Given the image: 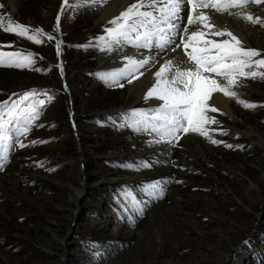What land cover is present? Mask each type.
<instances>
[{
	"label": "rangeland",
	"instance_id": "1",
	"mask_svg": "<svg viewBox=\"0 0 264 264\" xmlns=\"http://www.w3.org/2000/svg\"><path fill=\"white\" fill-rule=\"evenodd\" d=\"M0 5V53H19L0 61H33L0 66V111L5 120L13 104L18 113H38L26 134L23 118L21 131L15 119L8 126L0 264H264V78L238 75L248 88L231 96L234 115L214 112L216 123L205 125L221 143L182 130L173 138L155 118L160 107L129 94L119 66V73L99 68V47L112 41L106 29L115 25L99 23L96 8L19 0L12 15L4 0ZM9 22L28 32L5 31ZM253 27L264 39V26ZM248 49L261 53L253 61L264 59V40ZM124 146L132 159L123 158ZM148 149L160 150L142 157ZM39 177L64 190L85 187L73 193L75 215L66 194L58 197Z\"/></svg>",
	"mask_w": 264,
	"mask_h": 264
},
{
	"label": "snow or ice",
	"instance_id": "2",
	"mask_svg": "<svg viewBox=\"0 0 264 264\" xmlns=\"http://www.w3.org/2000/svg\"><path fill=\"white\" fill-rule=\"evenodd\" d=\"M249 2L259 5L264 3V0H137V3L130 5L119 17L111 21L115 27L106 29L108 38L114 44H120L123 41L145 48L152 47V42L155 39L156 46L163 49L166 44L172 42V36L178 32H182L188 37V40L183 41L184 48L187 52V49L191 47L192 51L187 55L196 64V69L181 70L177 67L174 76L168 79L167 73L172 71L173 65L171 60L168 61L155 73L157 82L149 90L146 97H155L163 101V105L157 110L155 118L164 121L166 135L177 138L176 133L182 130L184 133H199L201 136L208 138L213 144L221 143V141L213 139L205 127L208 123H216L214 118L206 115L209 110L212 112L217 111L215 107H210L208 103L213 93L222 92L225 96H236L234 91L229 90L228 85L234 86L237 83V75L251 79L264 78V72L245 71V69L253 67V64L259 68H264V59L252 60L253 57L261 55L260 51L241 47V41L230 31L226 34L231 37V41H235V44L229 40L220 43L214 40H205L206 33L200 30L193 31L190 35L188 33V26L193 23H198L203 28L214 27L209 22L210 17L205 13L200 12L198 15H194L197 8H212L217 12H221L227 11L229 8L244 7ZM64 4L67 5L68 0H64ZM185 4L191 7V11L187 16L186 26L180 28L179 22L184 20L181 13L184 11ZM61 14H63L62 11ZM244 18L255 24L264 23V18L253 17L250 13L245 14ZM2 19L0 17V20ZM17 29H19L18 34L21 36L28 32L26 26L18 23L13 26L11 22H9V26L5 28V31H15ZM56 29H59V17L56 22ZM37 31L42 32V29ZM215 35L223 36L225 32L218 31ZM48 39L51 40L54 37L48 35ZM189 41H195V43L190 44ZM57 51L59 52V44L57 45ZM3 56L16 57L19 56V53H0V57ZM31 63H33L31 60H28V63L13 61L4 65L3 61H0V66L23 68L30 66ZM128 63L143 67L149 63V59L135 60L128 58ZM207 72L224 77L228 85H223L216 79L203 75ZM128 82L131 83V80ZM177 85H182L183 90ZM120 87H123V85L121 84ZM32 95H34L33 92L25 93L20 98L21 102ZM240 102L245 107H255L253 104ZM40 104L43 105L44 101L41 100ZM4 107L5 105H0V109ZM3 116L4 113L0 111V153H3L0 158L7 159L9 144L6 141L11 139L8 126L15 119L16 130L21 131L20 120L23 118L25 127L22 131L26 134L29 131L27 125L33 119L38 118V113H35L34 110L29 112L28 109L18 113L17 105L13 104L8 109L7 120L3 119ZM20 146L24 147L25 145L20 144ZM227 146L232 147V145ZM0 167H2V164H0Z\"/></svg>",
	"mask_w": 264,
	"mask_h": 264
},
{
	"label": "bare ground",
	"instance_id": "3",
	"mask_svg": "<svg viewBox=\"0 0 264 264\" xmlns=\"http://www.w3.org/2000/svg\"><path fill=\"white\" fill-rule=\"evenodd\" d=\"M4 1L5 4L8 6V8L10 9V13L12 15H15V13L19 9V0H4ZM134 3H137V0H68V4L65 6L70 5L72 8H76V9L83 8V10L87 12L91 10L94 11V9L96 8L97 10L96 12L98 14L97 21L103 24L104 23L112 24L111 21L119 17L121 13L126 11L127 8ZM190 11H191V7L185 4L184 11L181 13V15L184 17V20L182 22H179L180 28L186 26L187 16L189 15ZM200 12H203L210 17L209 22L211 25H214V27L203 28L202 25L198 23H193L192 25L188 26L189 35L193 31L200 30L206 33V35L204 36L205 40H214L217 43H220L224 40H229L231 43L235 44V41H231V37H229L226 34L227 32L230 31L241 41V47L245 49H248V46L249 45L251 46L253 41L263 42L264 40L258 38L259 32L255 27H253V23L247 20L246 18H244L245 14L247 13L252 14L253 17L264 18V5H257L255 3L249 2L244 7L229 8L227 11H221V12H217L212 8H197L194 15H198ZM261 24L262 26H264V23ZM218 31L225 32V35L223 36L215 35V33ZM186 40H188V37L185 36L182 32H178L176 35L172 36V42L166 44L165 48L153 52H148L146 50L142 51L138 48L132 47L131 45L127 46L126 44H128V42L122 41L123 44L122 42L120 44H114L111 41L110 43H107L105 47L104 46L99 47L98 58L96 59L100 63L99 68H102L104 70L105 69L113 70L115 72L118 71V73L120 70L123 73H125L122 74V77H125L126 78L125 80L127 79L131 80V83L129 82L126 83L127 87H129V94L135 97L137 101L146 100L150 106L158 105L159 107H162L163 102L156 99L155 97L146 98L149 90L157 82V77L155 76V73L161 68V66H163L165 63H167L170 60L173 62L172 71L167 73L168 79H171L174 76L175 69L177 67L180 68L181 70L196 69V67L192 64V61L189 59V56L187 55V53H190L192 51L191 47L187 49V52L184 48L183 41ZM189 43L193 44L195 43V41H189ZM128 58H132L135 60L149 59V63L144 65L143 67H138L136 65L129 64ZM117 66H119V70L115 69V67ZM131 67H134V70L133 72H131V74H136L135 78L132 79L128 73V70ZM203 75L209 76L212 79H216L223 85H228V82L226 79H224V77H218V76L215 77L216 76L215 73L207 72V73H203ZM238 77L239 76L237 75V78ZM241 83L243 84H240L239 81L237 80V83L234 86L228 85L229 90L234 91L237 96H240L242 93H244V90L248 88V86L244 82ZM177 86L181 87V89L183 90L182 85H177ZM233 101H235V99H233ZM208 103L210 107H215L217 109L216 111L217 113L220 112L221 115H224L223 117L234 115L231 96H225L222 92H214ZM127 108L133 109L135 108V105L132 104ZM207 113H209V115L206 114L208 117H212L215 114L210 110ZM73 120H75L74 116H73ZM159 150L160 149H155L152 150L153 152H151L148 149L142 157L145 158L146 155L149 153L155 154L156 152H159ZM123 152H124L123 158L126 157L128 159H132L134 156L133 153H131V151L127 149V147L125 146ZM82 169H83V164L79 166V171L83 172ZM39 180L41 182L46 181V183L49 185V188L54 192H56L58 197L66 194L67 203L69 202L67 206L70 207V211L72 215L76 214V212L80 209V202H79V197L77 198L73 197V193L75 190H77L76 193L78 194V196H81L85 190L84 186L79 187L78 185V187H72V185L71 186L67 185L66 187H64L66 190H64L61 187L55 186V182L53 181H48L47 179L41 177H39ZM60 209H61L60 206L56 207V211L58 213H61Z\"/></svg>",
	"mask_w": 264,
	"mask_h": 264
},
{
	"label": "water",
	"instance_id": "4",
	"mask_svg": "<svg viewBox=\"0 0 264 264\" xmlns=\"http://www.w3.org/2000/svg\"><path fill=\"white\" fill-rule=\"evenodd\" d=\"M246 243H247V248L252 251V247L251 245H249V241H247Z\"/></svg>",
	"mask_w": 264,
	"mask_h": 264
},
{
	"label": "trees",
	"instance_id": "5",
	"mask_svg": "<svg viewBox=\"0 0 264 264\" xmlns=\"http://www.w3.org/2000/svg\"><path fill=\"white\" fill-rule=\"evenodd\" d=\"M87 118V120H89V119H93L94 117L93 116H88V117H86ZM95 118H98V116H96ZM93 121V120H92Z\"/></svg>",
	"mask_w": 264,
	"mask_h": 264
}]
</instances>
